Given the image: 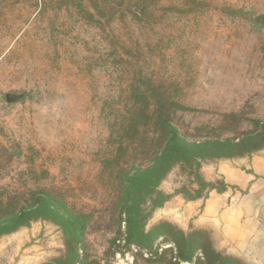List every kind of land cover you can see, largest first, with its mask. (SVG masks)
I'll return each mask as SVG.
<instances>
[{"label": "rangeland", "instance_id": "rangeland-1", "mask_svg": "<svg viewBox=\"0 0 264 264\" xmlns=\"http://www.w3.org/2000/svg\"><path fill=\"white\" fill-rule=\"evenodd\" d=\"M261 16L264 0H0V217L39 204L0 264H264V244L196 221L225 191L202 181L240 194L217 164L264 156Z\"/></svg>", "mask_w": 264, "mask_h": 264}, {"label": "crops", "instance_id": "crops-1", "mask_svg": "<svg viewBox=\"0 0 264 264\" xmlns=\"http://www.w3.org/2000/svg\"><path fill=\"white\" fill-rule=\"evenodd\" d=\"M216 166L240 194L232 189L212 192L202 202L196 221L210 227L221 222L228 238L252 256L250 249L256 243L264 244V156L225 160Z\"/></svg>", "mask_w": 264, "mask_h": 264}, {"label": "trees", "instance_id": "trees-1", "mask_svg": "<svg viewBox=\"0 0 264 264\" xmlns=\"http://www.w3.org/2000/svg\"><path fill=\"white\" fill-rule=\"evenodd\" d=\"M259 21H260V23L263 25V27H264V16H261V17H259ZM177 135L175 134V135H173V138H175ZM203 144H207V143H197V144H192V146H204ZM188 145V144H187ZM184 149L183 148H181V149H179V151H183ZM166 152H168V149L166 150ZM197 157H198V155H197ZM196 159H199V160H197L198 161V163L200 162V160H201V158H196ZM157 165H159V163L157 162L156 164H154L152 167H150V168H148V169H146V170H140V172L138 171V172H136V174H134L133 175V177L136 179L135 181L137 182V183H139V177L140 176H145V175H147V174H150L156 167H157ZM202 184H207V185H209L212 189H217V190H219V191H224V190H226V187H224L222 190L221 189H219V188H217L216 186H214L213 185V183H207V182H204V181H202ZM198 197H200V195H196V196H193L191 199H195V198H198ZM164 200H167V197L164 199ZM162 203H160V204H158V206L159 205H161ZM44 204H42L41 206H43ZM38 207H39V204H33L32 202H30V205L29 206H26V207H22V209H20V210H18L17 212H15V213H12V214H8L6 217H4V220L3 219H1V217H0V235L3 233V232H5V231H3V230H8V229H10V227H12V225L16 222V221H18L19 223H21V221L23 220V219H25V217H27L28 215H30V214H32L33 212H35L36 210L35 209H38ZM132 209L131 208H128V210H126V212H127V214H128V218H129V226H130V230L132 229V230H134V228H132L133 227V224H131V218L133 219V217H135L134 216V212L132 211ZM134 225H137V224H135L134 223ZM182 233H184V232H182ZM144 234H147L146 232H144ZM130 235H132L133 236V234H130ZM132 236H130V237H132ZM130 240H131V238H130ZM180 249V253H181V255H182V253L183 252H181V248H179ZM182 257H185L184 255L182 256Z\"/></svg>", "mask_w": 264, "mask_h": 264}, {"label": "water", "instance_id": "water-1", "mask_svg": "<svg viewBox=\"0 0 264 264\" xmlns=\"http://www.w3.org/2000/svg\"><path fill=\"white\" fill-rule=\"evenodd\" d=\"M8 97H10V96H8Z\"/></svg>", "mask_w": 264, "mask_h": 264}]
</instances>
